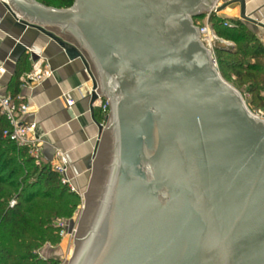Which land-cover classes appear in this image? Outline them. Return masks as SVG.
<instances>
[{
    "label": "water",
    "instance_id": "water-1",
    "mask_svg": "<svg viewBox=\"0 0 264 264\" xmlns=\"http://www.w3.org/2000/svg\"><path fill=\"white\" fill-rule=\"evenodd\" d=\"M215 2L10 0L110 100L69 264H264V120L200 39Z\"/></svg>",
    "mask_w": 264,
    "mask_h": 264
},
{
    "label": "trees",
    "instance_id": "trees-1",
    "mask_svg": "<svg viewBox=\"0 0 264 264\" xmlns=\"http://www.w3.org/2000/svg\"><path fill=\"white\" fill-rule=\"evenodd\" d=\"M59 2V7H68L74 0ZM200 18L203 17L195 18V23ZM210 24L220 36L235 43L232 47L215 45L222 77L229 81L228 76L236 75L240 84L249 82V92L262 106L263 95H256L264 91L263 44L242 20L212 13ZM10 88L11 94L16 95L18 74ZM94 113L98 121L107 120L108 112L101 108H95ZM7 126V121L0 118V264H55L52 259L37 258L35 250L45 241H59V228L54 221L59 217L71 218L80 196L61 183L50 164H36L28 147H19L4 138L2 132ZM13 198L16 203L11 206Z\"/></svg>",
    "mask_w": 264,
    "mask_h": 264
},
{
    "label": "crops",
    "instance_id": "crops-1",
    "mask_svg": "<svg viewBox=\"0 0 264 264\" xmlns=\"http://www.w3.org/2000/svg\"><path fill=\"white\" fill-rule=\"evenodd\" d=\"M221 6L223 9L217 13L219 16L244 21L263 44L264 27L243 20L239 3L231 1ZM245 11L264 24V0H246ZM39 56L54 69V76L40 84L26 86L22 78ZM0 63L5 64L8 70L3 79L5 90L12 92L10 85L18 74L19 89L16 94H22L30 102L24 119L36 122V136L44 141L40 157L42 163L50 164L55 160L56 150L62 149L69 158L70 175L75 178V184L82 192H87L93 161L104 132L101 134L100 126H105L106 121H98L95 117L94 109L99 107L91 103L93 82L83 60H71L57 42L18 22L0 3ZM67 100L74 101L71 108Z\"/></svg>",
    "mask_w": 264,
    "mask_h": 264
},
{
    "label": "built area",
    "instance_id": "built-area-1",
    "mask_svg": "<svg viewBox=\"0 0 264 264\" xmlns=\"http://www.w3.org/2000/svg\"><path fill=\"white\" fill-rule=\"evenodd\" d=\"M233 0H216L211 9L203 17L204 21L197 22L196 25L199 28L200 39L207 46L215 59L216 66L218 67L217 60L215 57V45L216 43L225 44L226 46H234V42L227 40L220 36L210 24V16L212 13H218V9L223 3H228ZM4 6L7 7L15 19L20 22L23 16L17 12L12 5L10 0H0ZM264 46V41H263ZM89 67L86 68L93 86L91 87L90 94L96 93L98 95V100L94 103V106H98L103 109L104 112H109L110 110V100L97 92L99 88V83L96 75L94 74L91 64L88 61ZM8 73L5 64L0 63V118H4L7 121L8 126L3 130L2 134L4 138H7L19 147H28L31 155H33L38 162L42 163L41 154L43 147V139L36 136L37 124L36 122L25 121V116L30 109V102L24 98L22 94L13 95L7 92L4 87L3 79ZM54 76V69L50 66L48 62L41 56H39L33 63L32 69L25 74L22 78V82L26 86L40 84L47 79ZM96 83V87L94 84ZM264 99V91L262 93ZM68 107L74 105L73 100H67ZM254 116L259 119L264 120V103L257 111H251ZM52 169L58 174L61 183L67 185L72 192L77 193L81 200L82 206L85 207V193L80 190V188L75 184V178L70 175L71 164L69 158L65 151L62 149H57L55 152V160L50 163ZM16 200L11 202V206H14ZM58 223V222H57ZM58 228L61 230V234L69 233V225L65 222H59L57 224ZM59 230V231H60Z\"/></svg>",
    "mask_w": 264,
    "mask_h": 264
},
{
    "label": "rangeland",
    "instance_id": "rangeland-1",
    "mask_svg": "<svg viewBox=\"0 0 264 264\" xmlns=\"http://www.w3.org/2000/svg\"><path fill=\"white\" fill-rule=\"evenodd\" d=\"M39 2L43 3V4H47L48 6H53V7H57V8H68L71 6H63V7H59L60 2L59 0H40ZM73 5V4H72ZM206 15L202 16L205 17ZM204 18H200V20H198V22H202ZM262 42V41H261ZM235 44V43H234ZM216 57V55H215ZM217 60V58H216ZM218 64V61H217ZM228 80H226L227 82H229L232 86H234L236 89H238L240 91V93L242 94L247 106L249 107V109L251 111H257L261 105L259 104V101L257 102L255 100V98L253 99V95L249 92L248 88L250 86L249 82H245L243 84H240L237 81V76L236 75H231L228 76ZM263 90L260 91L256 96H260L262 95ZM106 97V96H105ZM111 108V107H110ZM104 110L102 109V112ZM109 116H110V110L108 112V116H107V120H106V124L108 123L109 120ZM35 163L38 164V162L35 160ZM89 188V187H88ZM15 200V198H13L11 200V202ZM86 202V199H85ZM11 204V203H10ZM82 200L80 198L79 203L77 208L75 209V212L73 214V216L71 218H56V220L54 221V225L57 226V224L59 222H65L69 225V233L62 235L61 234V230L59 231V241L57 242H50V241H45L44 243H42L36 250L35 253L37 255V258H39L40 260H50L52 259L53 262L55 264H69V261L71 259V257L73 256L74 250H75V234L77 232V228H78V224L80 221V218L83 214V211L85 209V207L82 206ZM58 222V223H57Z\"/></svg>",
    "mask_w": 264,
    "mask_h": 264
}]
</instances>
